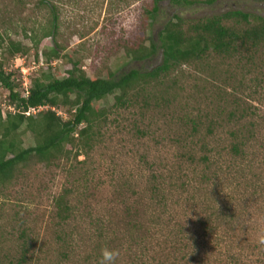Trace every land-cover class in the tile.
Here are the masks:
<instances>
[{
    "label": "rangeland",
    "instance_id": "rangeland-1",
    "mask_svg": "<svg viewBox=\"0 0 264 264\" xmlns=\"http://www.w3.org/2000/svg\"><path fill=\"white\" fill-rule=\"evenodd\" d=\"M52 1L59 29L44 38L50 13L40 0H0V34L29 49L15 57L0 51V67L17 84L24 83L22 69L30 83L43 74L65 78L73 64L90 78L156 68L161 55L137 62L126 47L144 35L157 40L175 15L194 21L241 11L264 19V1L184 8L163 2L145 33L151 0ZM56 44L60 58L47 63ZM263 51L180 67L126 107L117 109L114 95L96 102L86 148L68 145L64 158L31 161L0 185V264H99L105 247L119 250L116 264H264ZM8 97L0 85L5 116L14 114ZM54 111L70 118L67 108ZM18 135L23 148L35 146L30 130ZM236 142L241 155L231 152ZM65 192L72 216L62 223L55 204ZM211 212L229 218L218 220L215 238L204 237L199 225ZM177 241L185 257L175 256Z\"/></svg>",
    "mask_w": 264,
    "mask_h": 264
},
{
    "label": "trees",
    "instance_id": "trees-1",
    "mask_svg": "<svg viewBox=\"0 0 264 264\" xmlns=\"http://www.w3.org/2000/svg\"><path fill=\"white\" fill-rule=\"evenodd\" d=\"M216 1L151 0L144 10L146 25L144 32L146 33V27H151L152 22L157 19L163 2L184 8L202 4L210 6ZM40 5L50 13L47 26L42 29L43 37L54 38L59 29V8L52 0H40ZM252 18L255 20L253 24L250 23ZM31 31L32 41L38 45L40 39L38 41L35 38V31ZM126 48L129 58L133 61L145 62L157 55H161L162 61L153 69H133L118 76L110 73L107 78H90L77 64H73L67 77L56 78L51 73L43 74L40 78L31 79L30 89L25 92L21 91L23 82L17 84L13 79V73H8L0 67V85L8 90V106L13 107L15 111L14 114L4 116L0 108L1 186L10 182L15 173L31 161L51 165L65 157L68 145L77 147L80 143L86 148L90 141L92 126L97 122L96 102L114 95V106L117 109L126 107L133 103L137 93L150 88L180 67L208 61L212 56L231 59L241 54L242 50L247 55L252 50L264 49V19L241 11H229L194 21L175 15L160 29L157 40L144 35L140 43L127 45ZM3 50L12 57L29 52L27 47L0 34V51ZM60 54L56 44L45 53L47 63L59 59ZM248 59L251 60L252 56L248 55ZM262 60L264 62V54ZM40 107L48 110L38 115L31 112ZM55 108H67L70 118L63 121L54 111ZM103 116L104 114L101 115ZM23 127L34 134L35 146L23 148L18 138V133ZM231 152L234 155H241L237 142L231 146ZM190 158L194 160L192 156ZM202 162L211 163L207 156L202 158ZM55 207V217L66 223L72 216L67 192L57 199ZM227 215L222 212L221 214L211 212L210 216L199 219L203 236L215 238L218 220L229 222ZM179 243L177 241L175 244L177 250L175 256L180 254L185 257L184 249L178 248ZM26 252L22 251L19 263L25 262ZM183 257L181 258L184 259Z\"/></svg>",
    "mask_w": 264,
    "mask_h": 264
},
{
    "label": "clouds",
    "instance_id": "clouds-1",
    "mask_svg": "<svg viewBox=\"0 0 264 264\" xmlns=\"http://www.w3.org/2000/svg\"><path fill=\"white\" fill-rule=\"evenodd\" d=\"M119 255V250L105 247L101 249V259L99 264H116Z\"/></svg>",
    "mask_w": 264,
    "mask_h": 264
},
{
    "label": "built area",
    "instance_id": "built-area-1",
    "mask_svg": "<svg viewBox=\"0 0 264 264\" xmlns=\"http://www.w3.org/2000/svg\"><path fill=\"white\" fill-rule=\"evenodd\" d=\"M41 64H43V63H41ZM22 73L25 75V77L23 78V80H24V83L26 84V85H24V86H25L26 89H27V88L30 87V83L27 82V76H26L27 71L24 70V69H22ZM30 82H31V81H30ZM24 83H23V84H24ZM42 108H44V107H40V108H38V109H33L31 112H32L33 114H35L37 111L41 110ZM8 109H9L10 111H12V112H15L13 107L8 106ZM2 112H3V115L5 116V112H4V110H2Z\"/></svg>",
    "mask_w": 264,
    "mask_h": 264
}]
</instances>
